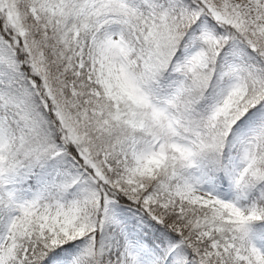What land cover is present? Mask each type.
<instances>
[{
    "label": "snow or ice",
    "instance_id": "obj_1",
    "mask_svg": "<svg viewBox=\"0 0 264 264\" xmlns=\"http://www.w3.org/2000/svg\"><path fill=\"white\" fill-rule=\"evenodd\" d=\"M0 264H264V0H0Z\"/></svg>",
    "mask_w": 264,
    "mask_h": 264
}]
</instances>
